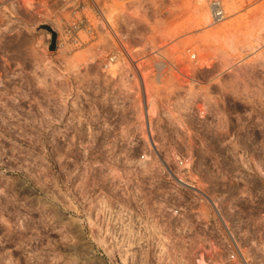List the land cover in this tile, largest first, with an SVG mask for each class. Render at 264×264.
I'll return each mask as SVG.
<instances>
[{
	"label": "rangeland",
	"instance_id": "374dc122",
	"mask_svg": "<svg viewBox=\"0 0 264 264\" xmlns=\"http://www.w3.org/2000/svg\"><path fill=\"white\" fill-rule=\"evenodd\" d=\"M56 9L54 31L31 19L0 46L9 56L0 264H221L219 237L214 254L210 237L131 234L137 209L145 222H171L177 207L151 199L137 168L177 159L225 220L231 210L247 219L252 260L264 264V0H59ZM53 36L65 44L57 52ZM111 53L139 61L148 114L139 80L102 71Z\"/></svg>",
	"mask_w": 264,
	"mask_h": 264
},
{
	"label": "built area",
	"instance_id": "2783aa9c",
	"mask_svg": "<svg viewBox=\"0 0 264 264\" xmlns=\"http://www.w3.org/2000/svg\"><path fill=\"white\" fill-rule=\"evenodd\" d=\"M58 2L59 0H0V46L5 44L10 37L17 36L31 26V19L43 20L46 18V24L53 30L56 26ZM216 5L218 10L213 11V16L218 20L222 17L223 11L219 3H214L212 10ZM64 27L67 30L66 36L68 38L69 35L67 34H70L73 28V21L66 22ZM70 44H72V40L67 43V45ZM64 45V43H60L58 39H55L54 52L59 51V48H64ZM7 55L6 52H0V66L2 69L0 71V90L4 89V77L8 74L9 56ZM113 66H117V68L112 70ZM101 68L104 74L109 77L115 73L116 76L120 74L125 76L130 82H134L136 79L139 80L144 92V105L147 106L144 79L138 60L128 54L111 53L104 58ZM145 122V137L151 147V145H154L152 133L149 121L145 120ZM187 164V160L177 159V168H171L165 164L162 168H153L149 165L146 168H137V172L135 170L138 180L146 177L152 181L147 189L152 188L156 196H151V199L161 204H177V207L168 209L169 215L172 216L171 222L167 221L168 219L158 222L157 218L152 219V217L145 222L144 216L140 215L137 209L132 217L131 234L134 236L172 235L184 237L195 235L203 238L210 237L212 238L211 251L214 254L218 250L215 243L218 242L219 237L225 251V257L221 264H255L247 242L249 233L247 219H239L235 211L231 210L230 217L227 216L228 218L225 220L221 216L216 202L208 195L206 188L197 182V177L195 179L191 178L192 170L187 168ZM159 184L163 189L158 193L156 188L159 187ZM140 198L149 199L148 196L138 195L135 199L138 204L142 203ZM191 206H193V209H190ZM203 208H206L207 213L202 212ZM190 219H193L194 222L192 223ZM211 220L214 222L213 224ZM160 223L162 224L161 228ZM261 231L264 233V230ZM201 262L206 263L203 257Z\"/></svg>",
	"mask_w": 264,
	"mask_h": 264
},
{
	"label": "bare ground",
	"instance_id": "6f19581e",
	"mask_svg": "<svg viewBox=\"0 0 264 264\" xmlns=\"http://www.w3.org/2000/svg\"><path fill=\"white\" fill-rule=\"evenodd\" d=\"M218 10V8H217V5L216 6H214V8H213V11H217ZM157 68H158V71H161L162 69H163V65L162 64H158L157 65ZM160 75H158V77H157V82H159V80H160ZM145 86V85H144ZM146 91V90H145ZM151 104L150 103H148V100H147V106H146V109H147V114L150 112V110H151ZM204 264V263H203Z\"/></svg>",
	"mask_w": 264,
	"mask_h": 264
},
{
	"label": "water",
	"instance_id": "95a60500",
	"mask_svg": "<svg viewBox=\"0 0 264 264\" xmlns=\"http://www.w3.org/2000/svg\"><path fill=\"white\" fill-rule=\"evenodd\" d=\"M53 33V32H52ZM54 34V33H53ZM55 35V34H54ZM54 46H55V37L53 36L52 40H51V44L50 47L52 50H54Z\"/></svg>",
	"mask_w": 264,
	"mask_h": 264
}]
</instances>
